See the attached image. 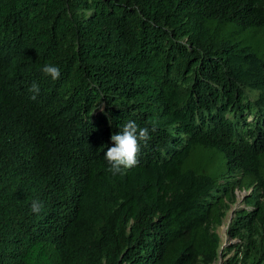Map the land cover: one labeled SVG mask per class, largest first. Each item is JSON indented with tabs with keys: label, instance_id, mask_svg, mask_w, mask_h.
<instances>
[{
	"label": "trees",
	"instance_id": "1",
	"mask_svg": "<svg viewBox=\"0 0 264 264\" xmlns=\"http://www.w3.org/2000/svg\"><path fill=\"white\" fill-rule=\"evenodd\" d=\"M238 191L225 264H264V0H0V264H213Z\"/></svg>",
	"mask_w": 264,
	"mask_h": 264
},
{
	"label": "clouds",
	"instance_id": "2",
	"mask_svg": "<svg viewBox=\"0 0 264 264\" xmlns=\"http://www.w3.org/2000/svg\"><path fill=\"white\" fill-rule=\"evenodd\" d=\"M45 77H50L56 81L61 77V69L54 63L45 64L42 69ZM41 86L33 81L28 87L30 99L36 101L41 95ZM121 130L111 136L114 142L113 146L108 148L104 159L107 162V171L115 175H123L127 170L138 164V153L141 149V143L149 138V130L137 125L133 120L124 123ZM44 208V202L41 199L34 198L30 201L29 211L32 214H40Z\"/></svg>",
	"mask_w": 264,
	"mask_h": 264
},
{
	"label": "rangeland",
	"instance_id": "3",
	"mask_svg": "<svg viewBox=\"0 0 264 264\" xmlns=\"http://www.w3.org/2000/svg\"><path fill=\"white\" fill-rule=\"evenodd\" d=\"M238 200L237 202L232 205L231 209L229 210L227 217L224 220L223 225L219 228L218 232L220 233V235L223 238L224 241V246L223 249L221 251L220 257L219 259L214 262L213 264H225V261H227V259L229 257H231L232 255H227L225 257V251L224 248L226 246L229 247H238L241 244V240L238 238H232L228 235V230H229V225L230 223L233 221V219L235 218V216L242 210L249 208L245 202L246 197L248 195L249 192L247 191H238Z\"/></svg>",
	"mask_w": 264,
	"mask_h": 264
}]
</instances>
